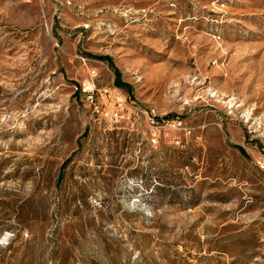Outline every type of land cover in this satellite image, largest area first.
<instances>
[{"label": "rangeland", "instance_id": "rangeland-1", "mask_svg": "<svg viewBox=\"0 0 264 264\" xmlns=\"http://www.w3.org/2000/svg\"><path fill=\"white\" fill-rule=\"evenodd\" d=\"M0 264H264V0H0Z\"/></svg>", "mask_w": 264, "mask_h": 264}, {"label": "built area", "instance_id": "built-area-1", "mask_svg": "<svg viewBox=\"0 0 264 264\" xmlns=\"http://www.w3.org/2000/svg\"><path fill=\"white\" fill-rule=\"evenodd\" d=\"M96 77H97L96 70H92L89 73L90 81H86L80 88L82 96H84L86 98V100L90 103H93V101H94L95 89H94L93 79H95ZM150 122L152 125L155 124V121L153 119L152 120L150 119ZM164 126L165 127L172 126L174 128H177V127L181 126V124L179 122H175V121L172 123H169V121H167V120L158 121L156 123V126L154 127V131L151 134V137L149 140L151 146L154 147L158 144L159 130Z\"/></svg>", "mask_w": 264, "mask_h": 264}, {"label": "trees", "instance_id": "trees-1", "mask_svg": "<svg viewBox=\"0 0 264 264\" xmlns=\"http://www.w3.org/2000/svg\"><path fill=\"white\" fill-rule=\"evenodd\" d=\"M100 60L101 61H104V59L103 58H100ZM115 87L116 88H119V89H122V88H125L126 86H124L120 81H119V74H118V72H115ZM238 151L240 152V153H242V154H244V151L241 149V148H238Z\"/></svg>", "mask_w": 264, "mask_h": 264}, {"label": "clouds", "instance_id": "clouds-1", "mask_svg": "<svg viewBox=\"0 0 264 264\" xmlns=\"http://www.w3.org/2000/svg\"><path fill=\"white\" fill-rule=\"evenodd\" d=\"M7 241H4V243H6Z\"/></svg>", "mask_w": 264, "mask_h": 264}]
</instances>
